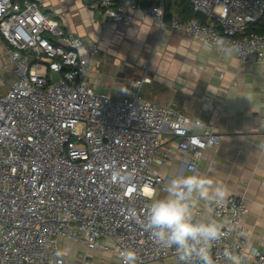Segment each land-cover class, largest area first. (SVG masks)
Returning <instances> with one entry per match:
<instances>
[{"label":"built area","instance_id":"obj_1","mask_svg":"<svg viewBox=\"0 0 264 264\" xmlns=\"http://www.w3.org/2000/svg\"><path fill=\"white\" fill-rule=\"evenodd\" d=\"M152 1V0H145ZM197 16L173 19L171 27L202 39L219 52L234 51L243 64L264 63V0H187ZM112 26L129 24L144 11L164 24L165 0L146 9L143 0L90 3ZM0 264H66L61 241L88 250H135L136 264L173 259L145 226L153 196L169 181L159 156L164 135L190 155L188 174L199 172L202 152L217 146L216 126L182 113L174 103L141 98L151 82L149 66L122 98L90 84L98 43L85 44L33 0H0ZM4 89V90H3ZM243 195L221 206L196 210V218L223 224L211 247L215 264H264V246H250L242 219ZM119 264H122L120 260Z\"/></svg>","mask_w":264,"mask_h":264},{"label":"crops","instance_id":"obj_2","mask_svg":"<svg viewBox=\"0 0 264 264\" xmlns=\"http://www.w3.org/2000/svg\"><path fill=\"white\" fill-rule=\"evenodd\" d=\"M33 1L85 44L98 43L90 75L97 92L114 98L126 96L148 65L152 79L143 84L142 99L160 106L170 101L182 113L216 126L221 141L202 152L200 175L221 182L229 194L244 196L249 210L242 222L249 231L250 246H264V63L243 64L234 51L219 52L202 39L172 28L173 19L184 20L175 7L170 9L171 20L164 24L147 12L136 11L131 23L110 26L90 8L97 0ZM193 12L204 20L202 14ZM134 33L144 38L135 42L122 37ZM109 46L115 57H127L134 64L112 63L114 59L105 54ZM141 60L145 62L140 64ZM4 61L0 38V63ZM159 156L166 159L160 168L163 176L188 174L186 164L191 156L179 150L177 138L164 135ZM163 195L159 191L157 196ZM106 243L107 250L87 251L84 244L62 240L61 248L66 264H119L113 242ZM158 264L177 263L166 259Z\"/></svg>","mask_w":264,"mask_h":264},{"label":"clouds","instance_id":"obj_3","mask_svg":"<svg viewBox=\"0 0 264 264\" xmlns=\"http://www.w3.org/2000/svg\"><path fill=\"white\" fill-rule=\"evenodd\" d=\"M229 195L219 181L204 175L178 174L166 186L165 195L153 196L145 217V226L158 245L174 248L183 264H215L211 247L221 239L223 224L216 220L196 218L203 204L221 206ZM231 264H241V258L226 254ZM122 264H136L133 249L121 252Z\"/></svg>","mask_w":264,"mask_h":264},{"label":"trees","instance_id":"obj_4","mask_svg":"<svg viewBox=\"0 0 264 264\" xmlns=\"http://www.w3.org/2000/svg\"><path fill=\"white\" fill-rule=\"evenodd\" d=\"M158 3V0L152 1H145L143 0V7L150 8L151 6ZM175 7V11L179 14V17L182 19H189L193 16V7L187 0H169L167 1V8L165 12L164 21H170L171 15L170 9ZM254 30L257 32L263 33L264 32V18L258 22L257 25L253 27Z\"/></svg>","mask_w":264,"mask_h":264},{"label":"rangeland","instance_id":"obj_5","mask_svg":"<svg viewBox=\"0 0 264 264\" xmlns=\"http://www.w3.org/2000/svg\"><path fill=\"white\" fill-rule=\"evenodd\" d=\"M112 33V32H111ZM129 36V37H128ZM122 37H124L125 39L128 37V39H130V40H135V42H138V41H140V40H142L144 37H142V36H140L139 35V33H134V34H129V35H123L122 34ZM114 39H115V37H114ZM126 41V40H125ZM126 42H128V41H126ZM106 49V48H105ZM112 49H113V47L112 46H109V47H107V49L105 50V54L106 55H110L111 57V60H113L114 59V62H112V63H114V64H116L117 62H119V60H122L123 61V63H124V66L126 65V63L128 64H134V61H132V60H128L127 59V57L126 58H124V59H122V58H117V57H115V55L112 53ZM107 52H109V53H107ZM100 55V54H99ZM169 56H170V54H169ZM163 60H164V58H163ZM138 62H140V64H142V63H144L145 61L144 60H141V61H138ZM102 67V66H101ZM107 71V70H106ZM121 77H123V78H126L127 79V75L124 73H121ZM125 83H127L128 81L126 80V81H124ZM4 90V89H3ZM168 103H172V102H170V101H168Z\"/></svg>","mask_w":264,"mask_h":264},{"label":"bare ground","instance_id":"obj_6","mask_svg":"<svg viewBox=\"0 0 264 264\" xmlns=\"http://www.w3.org/2000/svg\"><path fill=\"white\" fill-rule=\"evenodd\" d=\"M148 9V8H147ZM164 23H165V21H164Z\"/></svg>","mask_w":264,"mask_h":264}]
</instances>
